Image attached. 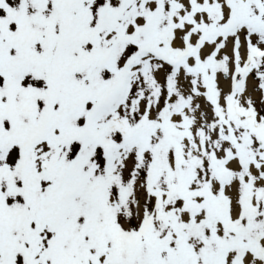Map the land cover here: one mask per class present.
I'll return each mask as SVG.
<instances>
[{
    "label": "snow or ice",
    "instance_id": "obj_1",
    "mask_svg": "<svg viewBox=\"0 0 264 264\" xmlns=\"http://www.w3.org/2000/svg\"><path fill=\"white\" fill-rule=\"evenodd\" d=\"M0 264H264V0H0Z\"/></svg>",
    "mask_w": 264,
    "mask_h": 264
}]
</instances>
